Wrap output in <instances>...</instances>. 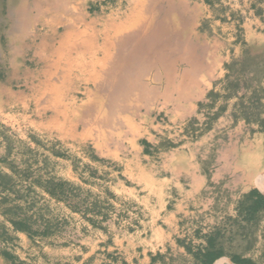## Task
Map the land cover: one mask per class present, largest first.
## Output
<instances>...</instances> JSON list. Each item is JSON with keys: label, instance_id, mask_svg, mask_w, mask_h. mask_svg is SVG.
Returning <instances> with one entry per match:
<instances>
[{"label": "crops", "instance_id": "0c3cea01", "mask_svg": "<svg viewBox=\"0 0 264 264\" xmlns=\"http://www.w3.org/2000/svg\"><path fill=\"white\" fill-rule=\"evenodd\" d=\"M176 1L167 4V11L178 12L169 19L171 27L182 31L190 2ZM197 2L202 6L192 3L193 9L207 11V6H213V0ZM135 6L132 12L143 17L144 10ZM237 12L226 23L206 16L209 35L214 40L225 38L229 49L207 54L204 61L210 64L195 69L188 95L182 71L181 82L173 84L172 90L169 86L162 90L163 102L138 89L143 81L138 79L137 61H152L147 47L142 53L149 40L135 38L129 40V49L124 48L127 41L120 40L122 34L138 25L107 40L110 28L125 22L113 15L107 18L113 21L101 27L105 40L79 41L80 26L69 19L64 25L73 23L72 30L62 40H4L12 51L4 57L7 64L0 72V176L10 186L0 189V226L13 242L1 244L0 249L11 252L20 264H28L37 254L49 264H197L193 252L205 248L206 238L226 218L237 217L242 196L256 191L264 197V130L260 127L264 122V0H241ZM202 28H197L198 35L192 34L198 40L203 39ZM27 52L35 60L30 85L25 76L31 66ZM159 52L160 60H169L168 53ZM245 60L263 63V70H246L241 77L251 84L228 89L227 75L238 76L237 67ZM156 86L147 84L145 91L153 94L159 91ZM210 91L219 96L214 109L224 106L225 110L195 142L181 139L175 125L195 119L202 126L206 113L199 111L198 104ZM239 103L246 113L257 112L258 120H247ZM208 161L212 164L206 169ZM58 185L64 200L59 198V187L55 196L48 193L49 186ZM17 192L19 199L14 197ZM14 205L19 219L49 222L53 232L32 240L15 232L3 214L5 207ZM250 225L241 222L245 227L241 240L226 226L227 255L264 264V216L252 233ZM62 228L67 235L60 242ZM5 263L0 256V264ZM213 264L233 263L222 257Z\"/></svg>", "mask_w": 264, "mask_h": 264}, {"label": "rangeland", "instance_id": "374dc122", "mask_svg": "<svg viewBox=\"0 0 264 264\" xmlns=\"http://www.w3.org/2000/svg\"><path fill=\"white\" fill-rule=\"evenodd\" d=\"M74 1L75 2H73V0H41V1L4 0L5 6L3 10H1L0 7V40H1L0 72L3 68H4L3 71L5 70L7 64V62L3 60L4 57L7 58V54L11 53L12 51L10 45L7 46L4 44V40H11V38L12 40H36V42H38L37 40H42V42H45V40H62L65 37L64 36L65 33L67 32L68 34L69 31L72 30L70 26L73 25V23H69L68 27L64 25V23L68 19L70 21L72 20V22L73 21L76 22L77 26H80L79 27L80 28L79 30L81 32L80 34H83L84 37H89V34L91 33L89 38H92V40H97V41L105 40L101 27L103 26L104 23H109L113 21V19L110 20L107 19L108 16L113 15V18L115 17L116 21L123 22L127 19V17L130 14L133 13L132 8L135 5L140 4L139 6L143 5L141 8H143L144 10L143 20L139 24V27H137L135 30H132L130 32L134 36L131 35L130 33H127L123 35L121 40L127 41L124 43L125 45H123L127 49L130 48L129 40H133L138 37L141 38L142 40H149L148 44L146 46L144 45L143 49H145V47L149 49V50L147 49V53L149 52V54L152 55L150 56L152 61L151 62L145 61V63L144 61H140V60L137 61L138 62L137 69L139 70V72H141L140 73L141 76H139V81L141 80L143 81L142 82L143 85L142 83L138 85V87L141 85L143 87H139L138 89L145 90L146 84L148 85L151 84L153 86L157 85L158 87L160 86L159 91L154 92L153 94L148 93L149 91L144 93L142 92V95H148V96L151 95L154 101L163 102L164 91L162 90L165 87L167 88L168 86L170 87V90H172L173 84H176L177 82H181L183 79V77L180 76V74H182L181 73L182 71H184L186 74L184 78L185 79L184 82H185V89L187 91L186 94L188 95V92L190 91L193 85V81L194 79H196L193 76L194 72H196L199 68L207 69L208 68L207 65L210 64L207 61H204L207 58V54L208 53L212 54V51L216 49L219 50V52H222V49L223 51L229 49V47H227L226 45L227 42L225 38L220 36L219 38H216V40H214L212 36L209 35L207 29H205L206 27L204 25L205 24L204 22H207L208 20H210V18L208 19L206 18V16L209 14V16H212V18L215 17V19L220 20V22L226 23L227 20L229 21V17L231 18V15L235 14V11L236 13H238L237 11L241 6V0H213V6L210 7L207 6L206 7L207 11H204V10L192 8L194 6V4L192 3H197L201 5V3L197 2V0H187L190 3H187L185 23L183 24L184 27L182 31L180 30L176 31L173 30V27H171L170 25L173 22L170 21L169 16L170 15L176 16L178 15V12H174V14L173 13L171 14L167 11V4H171L172 2L174 4H177L178 2L176 0H159V1L158 0H81L82 3L80 2V0H74ZM21 5L23 6V8H19ZM235 5L239 7L236 9ZM17 8L18 10H16ZM51 14L54 17H52ZM13 17L15 18L13 19ZM9 18L11 21L9 20ZM50 24H58V26L55 28V27H51ZM196 24H201L198 27L200 26L203 27L202 30L200 31V34L203 35L202 40H198L197 37L192 35L194 34V32L195 34L198 35L197 32L198 27H196ZM146 26L148 27L147 30H145ZM171 29L173 32H171ZM106 35H110V33ZM155 35L157 37H155ZM206 38L209 40H206ZM44 48L45 46H43V49ZM143 49L142 51L146 52V50ZM31 51H33V47H31L30 52ZM159 51H165L166 53H168L170 55L169 60H160L156 56V54L159 53ZM29 54L30 56H28ZM28 55H27L28 56L27 60L30 61L31 66H29L28 68V70H30L29 73H25V76L28 81L27 85L28 84L30 85L33 83V79L35 76L34 74L35 65L33 66L32 53H28ZM220 55L222 57L224 54H220ZM128 63L129 61H127V64ZM219 63H221V61H219ZM37 65L39 69V64L36 62V67ZM142 65L144 66L150 65L148 68H146V70L147 69L149 70H147L146 72L145 68L141 67ZM143 69L145 70L146 74H144L145 72L143 71ZM127 73L128 74L126 75L128 77L127 76L125 77L128 80L130 73L129 72ZM176 73H179V75H176ZM125 83L126 82H124V84ZM245 83L246 82L244 83L241 82L240 85L245 86ZM110 86L111 88L113 87V82L110 83ZM233 102H235V100ZM199 118L200 120H202V116H199ZM214 124L215 122L214 123L212 122L211 126H214ZM222 125H224V123H222ZM175 126L181 128L182 130L183 128H186L187 133L185 137L188 139L186 138L185 139L188 140L189 142H195L198 139L199 137L198 132L195 135H193L194 134L193 132V134H190L192 135V139L189 138L190 135H188V132L192 133V131L188 129L189 127L188 122L178 123ZM215 127L220 128V125L217 124ZM203 129H204L203 126L198 125V130L202 131ZM181 139L184 140L183 137ZM46 210L50 212V209L48 207L46 208ZM59 233L60 234L58 235V240L62 242L65 239V236L67 235L65 233V228H62L59 231ZM47 243L52 244L53 242L50 241ZM5 264H8V262ZM28 264H49V262H46V260H44L43 258L41 259L40 256L37 254V255H32V257H30V262Z\"/></svg>", "mask_w": 264, "mask_h": 264}, {"label": "trees", "instance_id": "16d2710c", "mask_svg": "<svg viewBox=\"0 0 264 264\" xmlns=\"http://www.w3.org/2000/svg\"><path fill=\"white\" fill-rule=\"evenodd\" d=\"M207 3L209 0H206ZM4 0H0V7L1 10L4 8ZM246 61V60H245ZM227 70H229V65L226 66ZM233 69L237 70V68H240V74L238 76H231L229 78V75L226 77L227 81V86L228 89L230 88L235 89L239 88L241 85V82H246L247 79L245 76L241 77L242 73H246V70H263V63L259 64L257 61H246L241 63V67L235 68V64L232 66ZM231 68V70H232ZM235 70L233 72H235ZM235 75V74H234ZM1 79V76H0ZM249 81V80H248ZM248 84H251L250 82H246ZM245 83V85H246ZM219 96L217 93H214L213 91H210L206 95V99L203 102H200L198 104L199 111H204L206 113L205 121L203 126V130L200 131L198 130V124L195 119H192L189 121V127L188 129L191 130L194 133H199V135L206 131L209 130L211 127L212 122H214L217 117L225 110L224 106L218 107V109H214L215 104L218 100ZM229 95L225 96L224 99H228ZM254 102L256 100V97L254 96V99L251 98ZM241 102V101H240ZM240 105V112L245 118L252 119L254 121L258 120V113L257 112H248L246 113V110H244L242 107L243 104L239 103ZM261 129L264 130V122H261ZM187 132V131H186ZM164 145V144H163ZM170 145V144H169ZM165 146V145H164ZM167 146V144H166ZM211 159V158H210ZM211 162H205V168L208 169L211 166ZM10 181L2 176H0V189L6 190L10 186ZM60 188V196L62 200L65 196H63L64 192L61 191V186L58 185L56 187L49 186L48 193L51 196H55L54 192L55 189ZM17 190V189H16ZM20 192L15 193L14 197L15 199H19L20 197ZM62 194V195H61ZM3 214L8 218V223L11 225L13 230L15 232H22L27 235V237L32 240L34 238L38 237H46L49 234H51L54 230V226L51 225L49 222H40V224L33 219L23 217V218H18V207L16 205L14 206H7L5 207ZM264 216V197L260 194H258L256 191H250L247 194L243 195L241 198V201L239 202L237 206V217L233 220H229V218H226L224 224L222 226H219L217 229H215L210 236L206 238V245L204 249H197L195 252H193V257L196 261L197 264H213L215 261L222 257H226L230 259V261L233 264H250L247 260H241L240 255H234L229 253L227 255V250H226V243L224 239V234H225V229L226 226L229 225L234 229V237L237 240H241V233L243 232V229L245 227L241 226V222L245 221L247 223V226L250 225V229L248 230L250 233H252V230L254 225ZM253 241L252 236L250 237L249 242L251 243ZM13 238L12 236L6 231V229L3 226H0V245L1 244H8L12 243ZM187 250H189L187 248ZM0 256L3 259L4 262H8L9 264H20L18 263V259L11 254V252L7 250L0 249Z\"/></svg>", "mask_w": 264, "mask_h": 264}, {"label": "bare ground", "instance_id": "6f19581e", "mask_svg": "<svg viewBox=\"0 0 264 264\" xmlns=\"http://www.w3.org/2000/svg\"><path fill=\"white\" fill-rule=\"evenodd\" d=\"M159 1V0H158ZM25 2V1H24ZM73 2H75L74 0H73ZM80 2H81V0H80ZM137 2V1H136ZM82 3V2H81ZM80 3V4H81ZM25 4V3H24ZM119 4V3H118ZM155 4V3H154ZM74 5V4H73ZM79 5V4H78ZM140 5V4H139ZM142 5V4H141ZM143 6V5H142ZM142 6H140V7H142ZM145 6V5H144ZM154 6V5H153ZM67 7V6H66ZM79 7V6H78ZM136 7V6H135ZM19 8H23V6L21 5ZM82 8V7H81ZM118 8V7H117ZM128 9V8H127ZM143 9V8H142ZM14 10V9H13ZM16 10H18V8L16 9ZM69 10V9H68ZM126 10V9H125ZM148 10V9H147ZM11 11V10H10ZM67 11V10H66ZM61 14V13H60ZM174 14V13H173ZM18 15V14H17ZM16 15V16H17ZM29 15V14H28ZM148 15V14H147ZM10 16V15H9ZM48 16H49V14H48ZM51 16H52V14H51ZM156 16V15H155ZM177 16V15H176ZM25 17V16H24ZM52 17H54V16H52ZM88 17V16H87ZM103 17V16H102ZM117 17V16H116ZM15 17H13V19H14ZM60 18V17H59ZM176 18V17H175ZM86 19V18H85ZM97 19V18H96ZM100 19V18H99ZM39 20V19H38ZM41 20V19H40ZM44 20V19H43ZM143 20V17H142V15L139 13V12H136V14L135 13H132V14H130L128 17H127V19L125 20V22L123 23V24H121V26L119 27V28H116V27H111L110 28V31H111V34H110V37H108L107 38V40H112V38H114V37H116V34H117V32L119 31V30H125V29H128L129 27H133V26H135V25H138L139 26V24L141 23V21ZM156 20V19H155ZM11 21V20H10ZM50 21H52V20H50ZM65 21V20H64ZM88 21V20H87ZM171 21V20H170ZM173 21H174V19H173ZM19 22V21H18ZM31 22V21H30ZM69 22V21H68ZM148 22V21H147ZM14 23H16V22H14ZM20 23V22H19ZM44 23H45V21H44ZM87 23V22H86ZM171 23V22H170ZM88 24V23H87ZM118 24V23H117ZM19 25V24H18ZM115 25V24H114ZM142 25V24H141ZM140 25V26H141ZM155 25V24H154ZM171 25V24H170ZM190 25V24H189ZM104 26V25H103ZM174 26V25H173ZM13 27V26H12ZM19 28V27H18ZM45 28V27H44ZM146 29L145 30H147L148 29V27L146 26L145 27ZM160 28V27H159ZM158 28V29H159ZM20 29V28H19ZM30 29V28H29ZM42 29V28H41ZM47 29V28H46ZM45 29V30H46ZM80 29V28H79ZM78 29V30H79ZM155 29H156V27H155ZM162 29V28H161ZM13 30H14V28H13ZM12 30V31H13ZM61 30V29H60ZM83 30V29H82ZM169 30V29H168ZM173 30H175L174 28H173ZM11 31V30H10ZM64 31V30H63ZM84 31V30H83ZM176 31H178V30H176ZM8 32V31H7ZM57 32V31H56ZM122 32V31H121ZM152 32V31H151ZM156 32V31H155ZM171 32H173L172 31V29H171ZM184 32V31H183ZM81 33V32H80ZM97 33V32H96ZM145 33V32H144ZM150 33V32H149ZM185 33V32H184ZM61 34V33H60ZM91 34V33H90ZM90 34H89V37H90ZM120 34V33H119ZM131 34V33H130ZM140 34H142V33H140ZM155 34V33H154ZM183 34V33H182ZM57 35V34H56ZM80 36L77 38L79 41L80 40H92V38H89V37H84V35L83 34H79ZM54 36V35H53ZM70 36V34H68V35H66L65 37H69ZM122 36H123V34H122ZM134 36V35H133ZM136 36H137V34H136ZM140 36V35H139ZM159 36V35H158ZM42 37V36H41ZM112 37V38H111ZM154 37V36H153ZM155 37H157L156 35H155ZM184 37V36H183ZM121 38V37H120ZM129 38H131V37H129ZM135 38V37H134ZM139 38V37H138ZM146 38H148V37H146ZM169 38V37H168ZM20 39V38H19ZM137 39V38H136ZM11 40H12V38H11ZM118 40V39H117ZM121 40V39H120ZM134 40V39H133ZM138 40V39H137ZM50 41V40H49ZM94 41V40H93ZM75 42V41H74ZM82 42V41H81ZM86 42V41H85ZM125 42V41H124ZM141 42V41H140ZM145 42H146V40H145ZM151 42V41H150ZM160 42V41H159ZM158 42V43H159ZM16 43V42H15ZM37 43V42H36ZM57 43V42H56ZM72 43V42H71ZM117 43V42H116ZM123 43V42H122ZM156 43V42H155ZM164 43V42H163ZM168 43V42H167ZM105 45H106V43H105ZM119 45V44H118ZM135 45V44H134ZM133 45V46H134ZM146 45H147V43H146ZM166 45V44H165ZM110 46H112V45H110ZM132 46V47H133ZM164 46V45H163ZM28 48V47H27ZM81 48V47H80ZM112 48V47H111ZM116 48H117V46H116ZM121 48V47H120ZM124 48H126V47H124ZM123 48V49H124ZM25 49V48H24ZM29 49V48H28ZM36 49V48H35ZM34 49V50H35ZM140 49V48H139ZM30 50H31V47H30ZM61 50H63V49H61ZM92 50V49H91ZM100 50V49H99ZM113 50V49H112ZM143 50H146V49H143ZM25 51H27L26 49H25ZM117 51V50H116ZM24 52V51H23ZM32 52V51H31ZM78 52V51H77ZM85 52V51H84ZM118 52V51H117ZM145 52V51H144ZM144 52H142V53H144ZM152 52V51H151ZM155 52V51H154ZM68 53V52H67ZM73 53V52H72ZM111 53V52H110ZM115 53V52H114ZM160 53V52H159ZM69 54V53H68ZM113 54V53H112ZM126 54V53H125ZM64 55V54H63ZM86 55V54H85ZM102 55V54H101ZM109 55V54H108ZM114 55V54H113ZM185 55V54H184ZM103 56V55H102ZM152 56V55H151ZM170 56V55H169ZM50 58V57H49ZM67 58V57H66ZM116 58V57H115ZM153 58V57H152ZM65 59V58H64ZM109 59V58H108ZM150 59V58H149ZM172 59V58H171ZM39 60V59H38ZM38 60H36V61H38ZM102 60H103V58H102ZM131 60V59H130ZM136 60V59H135ZM10 61V60H9ZM35 61V60H34ZM33 61V62H34ZM63 61V60H62ZM68 62V61H67ZM81 62V61H80ZM11 63V62H10ZM63 63V62H62ZM102 63H104V62H102ZM133 63H135V62H133ZM141 63V62H140ZM145 63V62H144ZM40 64V63H39ZM57 64V63H56ZM152 64V63H151ZM34 66V65H33ZM55 66V65H54ZM148 66V65H147ZM150 66V65H149ZM148 66V67H149ZM53 67V66H52ZM142 67V66H141ZM145 67V66H144ZM68 68H70V67H68ZM100 68V67H99ZM143 68V67H142ZM33 69V68H32ZM35 69V68H34ZM52 69V68H51ZM136 69V68H135ZM68 70H70V69H68ZM106 70V69H105ZM144 70V69H143ZM147 70H149V69H147ZM146 70V71H147ZM14 71V70H13ZM30 71V70H29ZM109 71V70H108ZM54 72V71H53ZM71 72V71H70ZM69 72V73H70ZM87 72V71H86ZM130 72V71H129ZM14 73V72H13ZM93 73V72H92ZM99 73V72H98ZM97 73V74H98ZM134 73V72H133ZM139 73V72H138ZM158 73V72H157ZM66 74V73H65ZM143 74V73H142ZM149 74V73H148ZM34 75V74H33ZM141 75V74H140ZM31 76V75H30ZM41 76V75H40ZM127 76V75H126ZM49 77V76H48ZM90 77V76H89ZM94 77V76H93ZM123 77H124V75H123ZM128 77V76H127ZM160 77V76H159ZM46 78V77H45ZM90 78H92V77H90ZM89 78V79H90ZM114 78V77H113ZM67 79V78H66ZM72 79V78H71ZM101 79V78H100ZM136 79V78H135ZM138 79H139V77H138ZM138 79H136V80H138ZM103 80V79H102ZM127 80V79H126ZM130 81H132V80H130ZM164 82V81H163ZM71 83V82H70ZM69 83V84H70ZM98 83V82H97ZM131 83V82H130ZM72 84V83H71ZM137 84V83H136ZM136 84H135V86H136ZM45 85V84H44ZM50 85V84H49ZM55 85V84H54ZM92 85V84H91ZM127 85H128V83H127ZM140 85V84H139ZM142 85H143V83H142ZM139 86V87H143V86ZM147 85V84H146ZM146 85H145V87H146ZM46 86V85H45ZM131 86V85H130ZM133 86V85H132ZM135 86H133V87H135ZM64 87V86H63ZM138 87V88H139ZM75 88H76V86H75ZM93 88V87H92ZM132 88V87H131ZM131 88H129L130 90H132ZM137 88V87H136ZM143 90V89H142ZM148 90V89H147ZM144 92H146L145 90H144ZM143 92V93H144ZM109 94V93H108ZM122 95V94H121ZM113 96V95H112ZM115 96H116V94H115ZM98 97V96H97ZM125 97V96H124ZM101 98V97H100ZM113 98V97H112Z\"/></svg>", "mask_w": 264, "mask_h": 264}, {"label": "built area", "instance_id": "2783aa9c", "mask_svg": "<svg viewBox=\"0 0 264 264\" xmlns=\"http://www.w3.org/2000/svg\"><path fill=\"white\" fill-rule=\"evenodd\" d=\"M175 132L178 134V135H182V137L185 139L186 137H185V135H186V128H183V130L181 129V128H178V127H175ZM190 134H193V132L191 133V132H188V135H190ZM196 133H194L193 135H195ZM189 138L190 139H192V135H190L189 136ZM186 139H188V138H186ZM24 190L26 191V193L28 192L27 191V188L29 187L28 186V184H25L24 185ZM5 246V245H4Z\"/></svg>", "mask_w": 264, "mask_h": 264}]
</instances>
